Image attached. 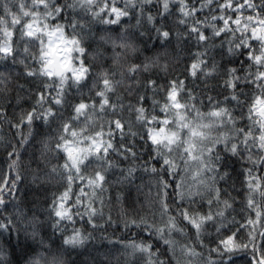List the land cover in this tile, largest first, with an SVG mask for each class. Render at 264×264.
<instances>
[{
  "label": "snow or ice",
  "instance_id": "snow-or-ice-1",
  "mask_svg": "<svg viewBox=\"0 0 264 264\" xmlns=\"http://www.w3.org/2000/svg\"><path fill=\"white\" fill-rule=\"evenodd\" d=\"M176 12L185 39L194 38L203 47L186 69L193 83L218 73L207 56L209 47L219 43L220 55L227 57L219 70L228 92L223 101L208 96L210 110L204 112L203 99L184 80L159 84L147 77L145 91L150 86L155 97L162 88L164 96L163 102L153 98L151 111L142 106L145 97L139 93L140 106H128L143 134L129 123L127 135L148 144V155L141 158L134 143L126 146L125 124L118 115L125 106L117 88L126 79L138 83L142 73L159 63V57L142 59L139 45L146 35L150 41L153 32L168 40L171 29L165 25ZM6 60L23 65L21 74L32 78L36 90L34 104L15 123L0 110V117L17 130L13 138L20 136L6 143L9 173L0 180V236L8 241L16 237L15 248L0 246V264H75L68 257L89 246L94 232L118 228L104 213L105 172L110 169H119L129 185L137 172L155 182V197L148 203L158 208L151 218L120 217L124 230H139L138 237H99L116 247L124 264H238L241 253L247 257L244 264H264V211L256 199L264 202V0H0V61ZM85 89L94 90L87 101ZM37 142L64 161L59 171L52 169L64 190L53 195L43 212L25 211L15 203L23 179L20 152ZM232 157L251 165L245 169V207L255 216L242 217L243 223L228 212H235V200L227 187L223 195L229 198L222 199L219 186L220 181L228 184ZM124 162L128 166L121 168ZM151 192L150 186L149 197ZM9 207L15 219L5 215ZM45 225L51 235L43 234ZM16 250L19 261L13 260Z\"/></svg>",
  "mask_w": 264,
  "mask_h": 264
},
{
  "label": "trees",
  "instance_id": "trees-1",
  "mask_svg": "<svg viewBox=\"0 0 264 264\" xmlns=\"http://www.w3.org/2000/svg\"><path fill=\"white\" fill-rule=\"evenodd\" d=\"M119 3L120 0H117ZM196 0H193L195 3ZM155 15V10H153ZM179 13L176 12L174 16L169 19V23L165 25V30L171 29V36L168 40H161L153 32L151 33V40L149 41L148 36L143 37L145 44L139 45L144 56L141 58H156L159 57V63L150 69V71L142 73L137 79L138 83H133L131 79H126L125 83L121 84L117 88L119 99L124 104V110L122 113L118 110V115L122 118L125 124V140L126 146L135 145L134 150L140 154L141 158L147 157L148 155V144L143 140H140L139 136L132 138L127 135V128L129 123L132 125V130L140 132V124L135 121V113L128 110L129 105H137V93L145 97L143 107L151 111L152 100H160L163 102L164 91L161 88L155 97L153 91L149 86L145 91V81L147 77L155 79L159 84H166L172 79H181L185 81L186 88L194 89L195 94L203 99L205 107L201 108V111L210 110L208 106L207 97L211 96L214 99L220 101L224 100V96L227 94L228 89L225 85V77L222 70H219V66L227 60L226 56H221V46L219 43L216 46L209 47L207 59L209 63L213 60L218 66V73L213 74L210 77H200L195 83H193L192 77L186 70L198 51H203L202 45H198L194 38L185 39L186 32L184 31L185 26L178 23L177 17ZM126 19V18H125ZM123 23V20L121 21ZM151 27L150 25H142ZM102 27H115V26H102ZM177 33H181L180 37L177 38ZM219 39V38H217ZM167 65V69L162 66ZM23 72V65L19 63L13 65L9 60L0 61V110L6 114L7 120H11L15 123L23 110H28L30 105L34 104V93L36 90V84L32 83V78H27L21 73ZM120 77L118 76L117 79ZM38 83V82H37ZM131 86L132 91H129ZM75 91V90H73ZM83 98L87 101L90 95L94 96L93 92H89L87 89L82 93ZM110 96L112 94H109ZM183 96V93L181 94ZM80 97L77 96L76 99ZM95 99H99L95 97ZM113 102H116V97H113ZM199 107V105H198ZM158 111V109H157ZM17 130L10 128L4 117H0V180H2L9 173L8 164L10 160L6 154V143L8 140H12L13 143L20 139V136L13 134ZM26 134V130H25ZM142 135L143 133L140 132ZM52 139L49 141V147H54L55 144V126L49 133ZM117 140L119 139V133L116 134ZM141 144L144 145L141 148ZM19 171L23 179L17 184V201L15 202L25 211L31 209L32 212H43L45 207L51 201L53 195L62 192L64 189L61 186L63 181L54 177L52 174L53 167H57L59 171V165L63 164V159L54 151H46L40 142L32 146L25 145L20 152ZM109 159H113L116 163H120V158L110 154ZM141 160L137 161L139 164ZM127 162L120 164L121 168H126ZM251 167L247 161L239 158L232 157L228 162V169L230 179L226 185L224 181L219 182L221 187V195L224 197L223 190L227 187L230 193V198H234L235 203L233 209H229L228 212L235 216V220L240 223L244 222L243 218H247L249 214L254 217L255 213L251 210L246 209V172L245 169ZM101 171H104L101 169ZM16 169L11 171V176H14ZM106 181L105 186L107 192L104 194V213L105 215L111 214L114 221H116L118 228H109L106 232H94L93 235L96 239L91 242L89 246L84 249H78L72 252L71 256L68 257L70 261H75V264H117V260L120 264H124L125 258L117 252L116 247L109 244L107 240H101L99 237L106 236L111 239H132L139 235V230H124L123 224L120 221L121 215L127 214L128 218L136 217L138 215H146L151 218V213L158 205L155 203H148L149 200L155 197V182L151 179L149 174L141 172L136 173L137 179L131 185L127 184L126 181H122L119 175V169H110L105 172ZM264 176V173L260 174ZM9 176V179H11ZM137 186H140V191H137ZM151 186L152 192L149 197V187ZM88 191V189H85ZM77 193V186L73 185L72 195ZM243 193V194H242ZM119 197V200H117ZM257 203L260 205L261 210L264 211V202H261L259 197L256 198ZM231 202V200H230ZM99 207V202H97ZM199 209V205L195 206ZM204 210H207L206 207ZM192 211V209H189ZM238 213V214H237ZM5 215H12L13 219L16 218L14 210L9 207ZM232 219V216H229ZM77 227H81L77 224ZM43 234L45 236L51 235V229L47 225L44 226ZM190 234V232H189ZM239 235V233L237 234ZM213 237L205 239V245H208V241ZM23 239V235H21ZM57 243H59V234L54 237ZM11 244L12 248H15L16 237L13 234L10 241L6 237L0 236V246L7 248ZM257 245H260L261 240L257 235ZM154 249L156 244L153 245ZM163 245H160L161 252ZM199 250V249H198ZM207 255V252H205ZM13 260L19 261L20 255L18 250L13 251ZM162 259L167 260V257L161 256ZM238 264H244L247 257L244 254H238L236 257Z\"/></svg>",
  "mask_w": 264,
  "mask_h": 264
}]
</instances>
